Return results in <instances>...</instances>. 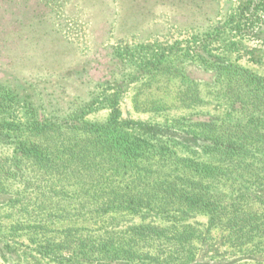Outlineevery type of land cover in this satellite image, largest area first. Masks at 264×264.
<instances>
[{"label": "rangeland", "instance_id": "1", "mask_svg": "<svg viewBox=\"0 0 264 264\" xmlns=\"http://www.w3.org/2000/svg\"><path fill=\"white\" fill-rule=\"evenodd\" d=\"M217 61L264 78V0H0V93L8 102L0 109V264H55L29 233L43 241L69 227L84 232L81 219L93 208L85 197L95 194L23 152L20 134L35 133L36 117L104 122L116 107L136 137L169 129L201 153L200 140L179 129L198 117L230 118ZM72 140L64 129L57 142ZM259 206L253 211L264 216ZM142 220L161 223L149 212L118 226ZM188 221L203 234L193 264H264V236L235 242L219 222L207 229L204 214Z\"/></svg>", "mask_w": 264, "mask_h": 264}, {"label": "trees", "instance_id": "2", "mask_svg": "<svg viewBox=\"0 0 264 264\" xmlns=\"http://www.w3.org/2000/svg\"><path fill=\"white\" fill-rule=\"evenodd\" d=\"M215 65L225 79L230 118L198 117L179 129L200 140L197 153L205 157L186 150L169 129L150 128L144 138L125 131L116 107L104 122L36 117L35 133L20 134L23 152L57 179L75 178L79 192L95 196L85 197L93 208L81 219L84 232L69 227L59 239L44 237L43 244L39 231L29 240L55 264H193L203 234L199 221H188L192 214L207 216V229L219 222L235 242L264 236V216L253 211L259 204L264 212V78L223 61ZM7 104L0 93V109ZM64 129L73 139L68 144L57 142ZM149 212L161 223L118 226L126 215Z\"/></svg>", "mask_w": 264, "mask_h": 264}]
</instances>
